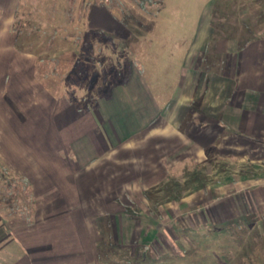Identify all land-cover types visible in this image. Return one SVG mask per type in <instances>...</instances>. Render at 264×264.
Instances as JSON below:
<instances>
[{
	"label": "crops",
	"instance_id": "obj_1",
	"mask_svg": "<svg viewBox=\"0 0 264 264\" xmlns=\"http://www.w3.org/2000/svg\"><path fill=\"white\" fill-rule=\"evenodd\" d=\"M5 1L0 0V161L20 186L12 205L4 206L13 217L0 219V264H101L103 237L132 239L133 223L156 219L147 209L152 201L135 192L158 191L170 167L166 160L179 163V150L175 154L173 145L168 151L165 140V129L175 127L166 113L179 104L161 107L144 87H118L96 112L57 97L38 80L33 56L16 49L15 10L7 11ZM23 59L31 64L28 70L20 67ZM239 60L228 104L209 117L192 118V151L201 153L199 162L220 138L264 144V41L247 45ZM174 139L180 141V132ZM258 148L252 155L261 153ZM153 203L156 211L164 205ZM211 212L215 217L219 209Z\"/></svg>",
	"mask_w": 264,
	"mask_h": 264
},
{
	"label": "rangeland",
	"instance_id": "obj_2",
	"mask_svg": "<svg viewBox=\"0 0 264 264\" xmlns=\"http://www.w3.org/2000/svg\"><path fill=\"white\" fill-rule=\"evenodd\" d=\"M152 1L144 8L139 0H19L15 8L11 7L13 0L4 3L7 11L15 10L13 23L18 11L23 14L29 10L42 17L47 10L60 15L75 10L80 15L87 2L98 4L90 15L91 27L123 38L118 45H128L134 55H120L119 62L113 64L117 72L125 59L131 60L126 84L114 87L109 98L97 91L88 94L93 97L86 103L95 112L99 102L110 100L118 87L147 88L161 107L179 104L178 110L173 107L166 113L175 127L165 129L166 149L171 151L174 145L175 154L179 150V163L175 160L171 165L174 160H166L170 167L158 191L145 195L135 192L136 197L147 195L152 201L147 209L156 219L146 221L142 217L132 224L137 231L134 238H117L124 255L122 264L130 263H126L129 255L136 261L142 258V264H264V144H253L247 138L246 143L241 138L229 137L224 142L220 138L204 150L206 159L201 162V153L197 156L192 151V118L209 117L208 112L228 104L236 86L242 48L264 41V0ZM104 6L112 13L104 11ZM114 15L130 18L129 27L119 24ZM111 51L108 55L115 56ZM27 62L21 60L22 70L30 67ZM84 94L87 89L79 91V98ZM178 132L181 139L173 143ZM258 147L259 157L252 155ZM196 179L201 182L198 184ZM202 180L204 184L200 185ZM18 181L0 161L3 221L12 216L4 206L12 205L13 196H19ZM218 199H222L220 205ZM159 201L164 205L156 211L153 202ZM210 208L219 209V216L210 218ZM108 238H113L112 233L111 237H103L106 243ZM150 253L154 257L147 260Z\"/></svg>",
	"mask_w": 264,
	"mask_h": 264
},
{
	"label": "trees",
	"instance_id": "obj_3",
	"mask_svg": "<svg viewBox=\"0 0 264 264\" xmlns=\"http://www.w3.org/2000/svg\"><path fill=\"white\" fill-rule=\"evenodd\" d=\"M150 2L153 3L152 0H139V5L144 8L145 4ZM97 5L94 2H87L86 10H80V15H77L75 10H65L63 15L47 10L42 17L37 14L34 16L29 10L23 14L18 11L12 24L16 49L22 54L33 56L41 85L48 89L52 88L57 97L66 98L72 103L79 102V105L83 102L86 109L93 108L86 103L88 100L91 102L93 95H88L91 91H97L100 96L109 98L114 87L128 82L131 60L125 59L124 65L117 72L114 71L113 64L115 61L119 62L120 55H134V51H130L131 47L128 45H118L123 38L115 36L109 30L91 27L90 15H93L92 9ZM104 8L107 9L104 11L111 12L107 6ZM113 18L119 24L129 27L130 18L116 15ZM137 23L141 28L144 27L140 22ZM110 48L115 56L108 55ZM86 89L87 94L79 98V91ZM107 241L108 243L103 239L100 245L101 264H122L124 255L119 249V243L113 238H108ZM110 249L113 250L110 252ZM127 257L126 263L130 262L129 264L143 262L142 258L136 261L134 256ZM153 257L150 253L147 260Z\"/></svg>",
	"mask_w": 264,
	"mask_h": 264
}]
</instances>
